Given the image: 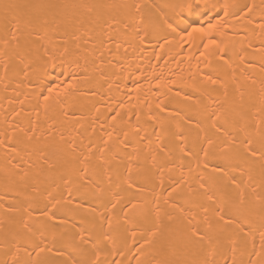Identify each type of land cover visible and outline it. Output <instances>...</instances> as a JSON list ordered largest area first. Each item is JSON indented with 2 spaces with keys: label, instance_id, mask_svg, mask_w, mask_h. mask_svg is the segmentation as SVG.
Segmentation results:
<instances>
[{
  "label": "bare ground",
  "instance_id": "1",
  "mask_svg": "<svg viewBox=\"0 0 264 264\" xmlns=\"http://www.w3.org/2000/svg\"><path fill=\"white\" fill-rule=\"evenodd\" d=\"M0 264H264V0H0Z\"/></svg>",
  "mask_w": 264,
  "mask_h": 264
},
{
  "label": "snow or ice",
  "instance_id": "2",
  "mask_svg": "<svg viewBox=\"0 0 264 264\" xmlns=\"http://www.w3.org/2000/svg\"><path fill=\"white\" fill-rule=\"evenodd\" d=\"M213 43H214V41L209 40L208 45H211ZM208 45H205V47H207ZM253 155H254V153H253ZM193 235H195V233H193ZM200 239H203V237H200ZM41 251H43V249H41Z\"/></svg>",
  "mask_w": 264,
  "mask_h": 264
}]
</instances>
